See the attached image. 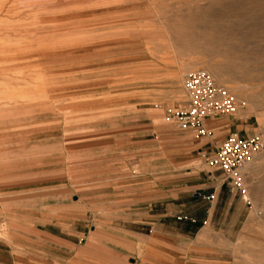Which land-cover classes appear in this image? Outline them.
I'll use <instances>...</instances> for the list:
<instances>
[{"label":"rangeland","instance_id":"rangeland-1","mask_svg":"<svg viewBox=\"0 0 264 264\" xmlns=\"http://www.w3.org/2000/svg\"><path fill=\"white\" fill-rule=\"evenodd\" d=\"M197 70L243 106L214 123L264 140V0H0L13 260L264 264V151L231 191L198 156L226 130L196 139L167 120Z\"/></svg>","mask_w":264,"mask_h":264},{"label":"built area","instance_id":"built-area-1","mask_svg":"<svg viewBox=\"0 0 264 264\" xmlns=\"http://www.w3.org/2000/svg\"><path fill=\"white\" fill-rule=\"evenodd\" d=\"M185 106L182 110L168 112V121H172L179 133H186L196 139L211 135L210 123L236 115L242 104L213 77L203 70L188 74L182 84ZM157 109L158 106L154 105ZM209 150L212 152L209 153ZM209 150L198 149V156L213 172L221 173L231 191L243 194L242 173L264 151V140L259 133L242 136L237 131L228 132L217 147ZM212 200L211 195L204 196ZM185 219V218H184ZM191 223L194 220L189 219Z\"/></svg>","mask_w":264,"mask_h":264},{"label":"crops","instance_id":"crops-1","mask_svg":"<svg viewBox=\"0 0 264 264\" xmlns=\"http://www.w3.org/2000/svg\"><path fill=\"white\" fill-rule=\"evenodd\" d=\"M209 126H210V129H212L213 131L218 130V129H220V130L225 129L226 131H224V133H226V134L230 131H237L242 136H249L252 134V133H249L246 128H242L241 130L238 131L237 130L238 126H234L233 127L234 129H232L229 125L224 124V123H214V124L210 123ZM203 200L206 202H209V200H205V199H203ZM202 214L205 216L204 211H202ZM197 222L199 223V220H197ZM193 225H195V223L192 224V226ZM196 226H198V225H195L194 227H196ZM17 262H19V264H24L26 261H24V260H20V261L13 260L11 248L9 246H7L6 244L0 245V264H17Z\"/></svg>","mask_w":264,"mask_h":264},{"label":"bare ground","instance_id":"bare-ground-1","mask_svg":"<svg viewBox=\"0 0 264 264\" xmlns=\"http://www.w3.org/2000/svg\"><path fill=\"white\" fill-rule=\"evenodd\" d=\"M251 56V55H250Z\"/></svg>","mask_w":264,"mask_h":264}]
</instances>
